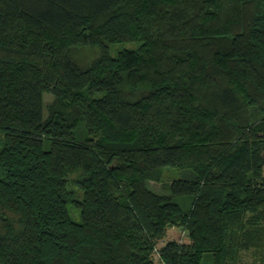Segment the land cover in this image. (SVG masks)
Wrapping results in <instances>:
<instances>
[{
    "label": "trees",
    "instance_id": "obj_1",
    "mask_svg": "<svg viewBox=\"0 0 264 264\" xmlns=\"http://www.w3.org/2000/svg\"><path fill=\"white\" fill-rule=\"evenodd\" d=\"M123 38L140 45L110 54ZM166 167L185 171L161 194ZM172 226L190 241L158 247ZM256 250L264 264V0H0V264Z\"/></svg>",
    "mask_w": 264,
    "mask_h": 264
},
{
    "label": "rangeland",
    "instance_id": "obj_2",
    "mask_svg": "<svg viewBox=\"0 0 264 264\" xmlns=\"http://www.w3.org/2000/svg\"><path fill=\"white\" fill-rule=\"evenodd\" d=\"M139 45L140 42L137 41L136 39L123 38L111 42L109 44V53L112 55H116L119 53V51H122L127 48H138ZM101 53H102L101 47L98 45H94L92 47H81L77 51V54L81 55L84 59L86 58L88 61H95L98 57H100ZM52 100H53V96L47 94L45 97L46 111H47V106L50 104V102H52ZM184 171L185 170L181 169L180 167H166L161 174V178L159 180H151L149 182V187L158 193L165 194L167 193L166 183L172 181L174 178L181 177ZM71 188H74L77 192L79 191V188L75 186L73 183L71 185ZM177 200L183 205L185 209H188L192 204L193 197L191 196L178 197ZM73 216L76 219H79L78 212L77 213L73 212ZM172 239L181 242L190 241L188 231L184 230L180 226H172V227H168L167 234L161 241H159L158 247L162 246L167 240H172ZM259 252L260 251L257 250L256 252L253 251L248 252L245 258L241 260L242 263L263 264V262L257 263L255 260L256 257H259L257 256ZM154 258H155V264H164L160 259L157 251L154 255ZM263 259L264 256H262V261H264ZM252 261L254 262L252 263Z\"/></svg>",
    "mask_w": 264,
    "mask_h": 264
},
{
    "label": "built area",
    "instance_id": "obj_3",
    "mask_svg": "<svg viewBox=\"0 0 264 264\" xmlns=\"http://www.w3.org/2000/svg\"><path fill=\"white\" fill-rule=\"evenodd\" d=\"M159 254V253H158ZM159 257H160V255H159Z\"/></svg>",
    "mask_w": 264,
    "mask_h": 264
}]
</instances>
